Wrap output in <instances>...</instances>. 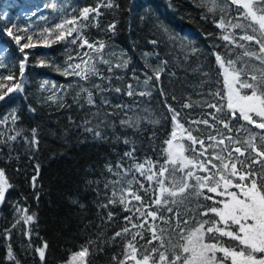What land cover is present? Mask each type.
Instances as JSON below:
<instances>
[{
	"label": "trees",
	"instance_id": "1",
	"mask_svg": "<svg viewBox=\"0 0 264 264\" xmlns=\"http://www.w3.org/2000/svg\"><path fill=\"white\" fill-rule=\"evenodd\" d=\"M85 8L98 14L84 19ZM246 11L231 0H0V169L9 185L0 205V264H64L82 249L85 264H136L129 242L137 260L183 264L185 237L204 220L218 221L203 213L229 199L220 195L223 182L209 191L217 173L231 180L227 191H238L237 183H247L240 175L251 170L259 184L264 169V157L246 146L264 151L257 126L264 118L253 114V124L239 110L230 115L217 61L239 73L240 94L250 95L241 84L264 74L256 43L264 36ZM61 31L65 39L57 41ZM27 37L35 47L21 52ZM75 65L81 74H66ZM173 145L183 156L175 163ZM237 157L244 166L237 163L233 176L223 164ZM196 176L213 180L200 187ZM159 181L177 195L161 194ZM213 235L204 242L240 250L238 241ZM9 246L15 260L8 259Z\"/></svg>",
	"mask_w": 264,
	"mask_h": 264
},
{
	"label": "snow or ice",
	"instance_id": "2",
	"mask_svg": "<svg viewBox=\"0 0 264 264\" xmlns=\"http://www.w3.org/2000/svg\"><path fill=\"white\" fill-rule=\"evenodd\" d=\"M232 4L241 5L243 9L246 11V16L250 18L252 21L255 22V24L258 26V29L254 28L253 30H260L261 35L264 36V7H258L254 9V5H264V0H231ZM111 6L110 4L108 5ZM95 12L98 14V9H88L85 8L83 10V17L84 19L88 18L89 12ZM258 12L260 13L258 15ZM0 15H3V13H0ZM67 23L71 24L74 23L73 21H67ZM224 25L221 23L220 27H223ZM241 25H237V27H240ZM57 28H62V25H56ZM114 27V26H111ZM249 27H252V25H249ZM74 30V29H73ZM9 36L12 35V32L9 31L7 33ZM71 34V33H69ZM16 42L19 43L21 37L17 36L15 37ZM31 37H27L28 42L23 44L21 46L20 51L23 52L25 48H33L35 45L31 43ZM65 39V34L61 31L57 36L56 40H63ZM225 40L229 39L228 36L224 37ZM243 39L252 41L254 40V36H244ZM74 42V41H73ZM257 44H260V51L264 53V43H261L259 40H256ZM84 44H88V41L85 40ZM91 47V45H88ZM100 47L102 48L103 45L101 44ZM247 54V53H246ZM251 55H255V53H251ZM220 59L219 57H217ZM27 59V54L24 55V59L20 61V67H21V74H23V67L24 62ZM257 59H260L259 56H257ZM223 63V61H221ZM232 61H229V64H231ZM79 65L75 66H69L65 70L66 74L71 72L75 75H80L81 73L76 71V69H79ZM225 76L226 78L231 79V81H238L239 79V73H228V70L225 69ZM84 78H87V75L85 74ZM6 79H12V77H6ZM251 83H243L241 84L242 88H246L251 90L250 95H243L241 96L239 94L238 90H233L231 87V84H229L230 88V95L228 96V103L227 108L231 109L230 115L235 117L237 115L236 109L239 110L240 116L246 120L250 121L253 124H256V121L252 119V115L254 114L257 117L264 118V74L261 75L260 79L257 80L255 76H253ZM8 91H12V89H8ZM119 91V89H117ZM234 91V97L231 94V92ZM259 93V94H258ZM129 95H132V92L129 91ZM4 99L3 96H0V100ZM91 102V101H90ZM186 107H189L190 105H185ZM210 107L215 108V105H210ZM172 110V109H170ZM174 112V110H172ZM217 111H221V109H217ZM175 115H178L176 113ZM175 118V116H174ZM221 123H224L223 121H220ZM202 123L207 124L208 121H202ZM258 127L264 129V122L259 123L257 125ZM224 127L227 128L228 125L224 124ZM212 139L211 137H209ZM189 139L192 140L194 143L198 142L200 144H203V140L197 141L195 137L189 133ZM231 139V138H229ZM171 144V141L168 142ZM220 144H223V140L219 141ZM236 143H239V141H236ZM247 147H251L253 150H255L259 156L264 157V151H261L260 149L256 148L255 144H252L250 141L246 142ZM260 148H264V143L260 145ZM236 153H239L241 156L244 155V153L241 151L239 147L235 148L234 150ZM174 159L173 163L177 159L182 160V150H178L177 153L171 154ZM229 157H231V153L228 154ZM217 160H221L222 158L220 156L216 157ZM188 163H192L191 161H188ZM208 163H211V160L208 161ZM237 163H240V165L244 166V161H240L239 157L236 158V162H232L230 165L229 163H224L223 168L228 169L229 166L231 167V175L235 176L238 174L237 169ZM39 166H37L38 168ZM201 167L204 168L205 172H208L209 169L207 167H204L203 163H201ZM215 167V165H213ZM166 168H161L160 175L163 176L164 172H166ZM188 176H192L193 173L189 172L187 174ZM219 176L218 180H213L211 176H205L201 178L200 176H196L195 179L197 182H200L201 180L204 181V183H200V187H205L207 184V181L213 180V183L215 186L210 187V192H217L221 182H223L224 191L220 192L221 196L227 195L229 199L220 201L221 204H223L222 208L218 207H210L208 208V211L204 212L203 215L207 216L209 212L214 213L215 216L219 218V220L213 219L211 222L209 220H204L203 222L199 223V226L194 228L187 237H185L187 243L182 246V252L188 253V256L183 258V264H220V262L216 261L215 252L220 251L225 256L229 257L231 260V264H264V169L261 170L259 175L260 183H257V177L253 175L251 170H246L243 175L239 176V179L241 181L247 180L246 184H240L237 183L235 185V188L238 191H227L229 186L231 185L230 179H225L224 175L221 173H217ZM149 179H152V177H149ZM33 180H35V177H33ZM161 184V194L168 191L169 195L176 196L177 192L169 191L168 189L163 187V181H159ZM9 187L7 184V180L4 177V170L0 169V201H3L4 199V193ZM188 188V184L185 183L183 186L179 188V192L183 193ZM131 195L134 196V198L137 201H140L142 198L141 196L131 193ZM211 199V197H208ZM155 203L160 204L161 200L157 199ZM168 211H171V209H168ZM152 216H155L156 213H149ZM143 215V213H142ZM27 220L31 221L33 219L32 216L26 217ZM185 224H187V221H184ZM211 224V226L207 227L205 229V224ZM223 225L220 226V225ZM235 226L236 231H231V227ZM123 232H127L128 229L124 228L122 230ZM208 234L209 239H216L217 237L213 235L214 233H218L222 236L230 237L235 241L239 242L240 250L237 251L235 248L229 249L226 247H217V244L215 243H205L204 242V236L205 234ZM122 233L117 232L116 235L120 236ZM134 239V237H133ZM44 247L46 248L47 245L45 244ZM128 248L132 250L131 259L136 261V264H149V256L145 255L142 260H137L135 256V247L134 245L129 242ZM155 252L156 250L153 249ZM247 252V254H246ZM254 253H260L261 256L258 259ZM40 257L43 258L44 256V249L41 248L39 250ZM211 254V255H210ZM87 255V249H82L78 253H74L71 257V260H76L77 258H83ZM8 259L15 260V257L12 254L11 247L9 246V254ZM167 259L162 254L159 255V260L163 261ZM181 256H176L175 260H181ZM223 258H221L222 261ZM16 264H19L18 261H16ZM123 264V262H121ZM174 264V262H173Z\"/></svg>",
	"mask_w": 264,
	"mask_h": 264
},
{
	"label": "rangeland",
	"instance_id": "3",
	"mask_svg": "<svg viewBox=\"0 0 264 264\" xmlns=\"http://www.w3.org/2000/svg\"><path fill=\"white\" fill-rule=\"evenodd\" d=\"M241 6V5H240ZM217 61H218V64H220L221 66V69H222V73H223V76H224V81H225V92H226V96L228 98V96L230 95V88H229V84H231V87L233 90H238L239 91V85H238V81H231L230 77L229 78H226L225 76V69L228 70V73L231 74V73H234L229 67H227L226 65H224L223 63H221V59H218L217 58ZM231 94L233 95L234 97V91L231 92ZM239 94H240V91H239ZM241 95V94H240ZM242 96V95H241ZM238 110V109H236ZM169 153L172 154V153H177L178 150H181L180 147L178 145H173V146H170V149H169ZM172 156V155H171ZM173 157V156H172ZM174 158V157H173ZM0 205L2 204V201H0ZM187 243V242H186ZM220 252V251H216L215 252V257L217 258V253ZM222 253V252H220ZM211 255V254H210ZM73 256V255H72ZM71 256V257H72ZM223 256V255H222ZM71 257L69 258V260L64 263V264H85V257L83 258H77L76 260H71ZM220 264H225V262L222 260L220 261Z\"/></svg>",
	"mask_w": 264,
	"mask_h": 264
}]
</instances>
